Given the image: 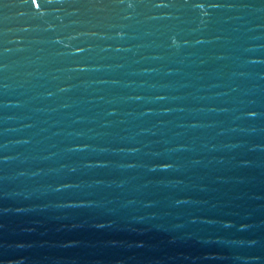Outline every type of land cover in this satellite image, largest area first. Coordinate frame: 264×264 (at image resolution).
Listing matches in <instances>:
<instances>
[{"label": "water", "instance_id": "95a60500", "mask_svg": "<svg viewBox=\"0 0 264 264\" xmlns=\"http://www.w3.org/2000/svg\"><path fill=\"white\" fill-rule=\"evenodd\" d=\"M38 2L0 0V264H264V0Z\"/></svg>", "mask_w": 264, "mask_h": 264}, {"label": "snow or ice", "instance_id": "6c2138e0", "mask_svg": "<svg viewBox=\"0 0 264 264\" xmlns=\"http://www.w3.org/2000/svg\"><path fill=\"white\" fill-rule=\"evenodd\" d=\"M23 2H25V3H30V4H36L37 7H39V2H38V0H23ZM129 6H131V5H129ZM196 6L199 7L200 5L197 4ZM250 115L255 116L256 113H250Z\"/></svg>", "mask_w": 264, "mask_h": 264}]
</instances>
